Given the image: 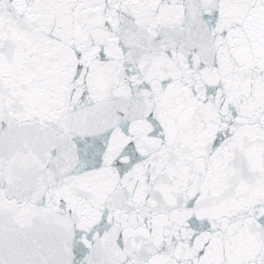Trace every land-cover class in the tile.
Instances as JSON below:
<instances>
[{
	"label": "snow or ice",
	"instance_id": "6c2138e0",
	"mask_svg": "<svg viewBox=\"0 0 264 264\" xmlns=\"http://www.w3.org/2000/svg\"><path fill=\"white\" fill-rule=\"evenodd\" d=\"M0 264H264V0H0Z\"/></svg>",
	"mask_w": 264,
	"mask_h": 264
}]
</instances>
